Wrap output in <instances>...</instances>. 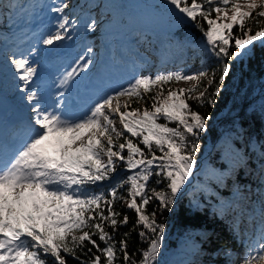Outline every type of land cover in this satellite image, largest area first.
<instances>
[{
  "label": "snow or ice",
  "instance_id": "1",
  "mask_svg": "<svg viewBox=\"0 0 264 264\" xmlns=\"http://www.w3.org/2000/svg\"><path fill=\"white\" fill-rule=\"evenodd\" d=\"M167 3L197 22L207 46L222 61L250 55L254 42L264 45V28L251 34L248 27L250 23L262 22L264 0H167ZM66 7L63 4L52 11L61 12ZM198 18L207 24L206 29ZM67 23L64 17L59 28L66 32ZM94 25L95 21L87 26L88 30ZM235 28L240 29V36L234 35ZM63 38L57 31L43 43L52 45ZM233 40L235 51L230 52ZM10 60L22 82L20 90L26 91L25 99L33 104L34 116L27 139L10 160L0 165V264H47L46 257H51L54 264H67L66 256L79 260L80 264H116L117 247L107 228L115 231L129 222L127 215L119 219L121 214L114 209L117 200L134 210L133 228H142L138 235L148 242L140 250L138 264H158L165 225L156 221V211L149 213L147 206L153 200L158 201L161 209L174 206L196 163L199 145L195 138L206 129V117L193 111L188 101L194 100L201 106L205 102L214 104L231 65L222 63L218 81L215 72L209 76L205 70L194 74L173 71L155 76L137 75L126 86L96 101L83 116L69 119L59 111L61 104L47 108L38 92L28 88L36 73L28 59ZM90 63L91 60L84 63L80 71ZM76 75V68L68 71L61 85ZM179 81L193 83L188 88H168L165 94V85ZM213 85L214 91L209 94ZM150 93L155 94L149 96ZM149 99L150 108L132 107L134 102ZM189 138H193L191 144ZM117 161L130 174L107 193L93 191L91 186L111 179ZM153 175L167 181L166 190L153 188L149 195L148 182ZM162 180L157 179L156 183ZM125 186L127 195H119L118 189ZM128 235L124 233L125 237ZM94 237L105 246L101 248ZM258 241L256 254L247 253L241 264H264V226L259 230ZM119 243L123 264H137L127 251V241L122 239ZM86 244L92 246L88 253L95 248L100 254L80 260L77 251Z\"/></svg>",
  "mask_w": 264,
  "mask_h": 264
},
{
  "label": "trees",
  "instance_id": "2",
  "mask_svg": "<svg viewBox=\"0 0 264 264\" xmlns=\"http://www.w3.org/2000/svg\"><path fill=\"white\" fill-rule=\"evenodd\" d=\"M110 1L104 0L99 9L101 13L108 14L102 26L97 25L100 32H110L114 27L123 30L127 25L140 23L141 33L145 37L165 35L180 39L186 44L188 55L185 60L168 61L165 54L157 59L161 73H186L188 65L191 64L204 67L209 76L215 72L218 81L222 63L231 65V71L222 85L221 92L214 98V104L208 105L205 102L201 106L194 100L188 101L193 111L206 117V129L195 138L199 148L193 168L194 183L189 189L185 186L181 189L173 207L161 209L158 201L153 200L147 206V211L151 213L155 210L156 221L165 225L158 264H241L245 257L243 252L256 254L255 243L260 228L264 226V45L259 41L254 42L250 55L237 60L222 61L207 46L206 38L196 27L197 22L183 16L174 6L168 4L167 0H133L136 6H131L128 14L121 17L116 10L109 8ZM80 7L90 10L91 6L79 1L69 3L65 10L73 12ZM9 8V0H0V41L6 39L5 35L9 33ZM215 16L216 14L212 13V18ZM261 20L260 24L248 25L251 34L264 28V18ZM198 21L207 28L204 21L199 18ZM247 30L248 28L245 29ZM233 32L235 36L241 35L239 28H235ZM137 43L139 42L133 40L124 46L123 55L138 52ZM231 43L233 46L229 51L233 52L234 40ZM6 46H10L9 39ZM2 51L5 54V50ZM3 56L4 60L0 62L1 70L4 74L14 73L10 58L18 57L16 54ZM205 81L202 83L206 86ZM175 83L177 82L171 83V88ZM214 87L215 85L209 88V94L214 91ZM209 98L212 97L209 95ZM143 102H134L132 107L139 108ZM160 122L164 123L162 119ZM169 126L175 127V124ZM192 142L193 138H189V144ZM124 154L126 155V151ZM159 154L157 152V155ZM129 174L123 172L115 181L109 179L107 183L106 180L99 182L98 185L91 186L92 190L107 193L110 187ZM157 179L162 180L155 175L150 178L149 195L153 188L157 191L166 190L167 181L162 180L157 184ZM126 187L118 189V194L126 196ZM114 209L121 214L119 219L124 215L129 217L127 225H119L115 231L107 228L117 247V259L123 264L119 242L125 239L130 257L138 264L141 258L140 250L146 248L148 243L138 235L143 229L133 228L135 212L127 209L123 201L117 200ZM124 233L129 235L125 237ZM94 239H97L101 248L105 246L98 237ZM91 247L86 244L82 250L77 251L80 260H87L92 254H100L95 248H92V253H88L87 250ZM46 259L47 264H54L51 257ZM66 260L67 264H80L79 260L71 256H66Z\"/></svg>",
  "mask_w": 264,
  "mask_h": 264
},
{
  "label": "rangeland",
  "instance_id": "3",
  "mask_svg": "<svg viewBox=\"0 0 264 264\" xmlns=\"http://www.w3.org/2000/svg\"><path fill=\"white\" fill-rule=\"evenodd\" d=\"M73 1L77 0H64L65 4L66 3H72ZM87 2L90 4V10L88 9H81V7L78 9V11L75 13V15L68 14L66 17L68 19V28L71 29L72 35L70 36V40L75 43V49H77L75 52H79V48L81 49L82 52H85V49L91 48L92 51L96 52V57H95V62H91L89 64V67L83 71H80L82 67L77 68L78 75L74 76L71 80L72 82L69 84V87L71 85H76L77 82L83 81L85 83H96V82H101L103 80L104 75L106 72L109 73L107 68H104L102 70H97L98 77L96 78L95 81H89L88 78L91 77V73H88L91 71V69L94 67V63L97 65L96 62H98V57L99 53H105L108 52L106 55V58L109 56H112L113 53L114 55L116 54V43H115V38L117 36L119 37H127L128 32L126 30L128 29H133L134 28V33L131 35V39L128 42L129 44L133 41L136 40L139 43H137V48L138 52H134L131 58L125 59L123 64H118L115 65V70L112 71L113 74L110 76L113 78L114 76H119L121 79L127 84L129 83L128 80L132 79L137 76V75H144V76H155L157 73H161L159 69V60L158 58L161 57L162 54H165L167 57L168 61H176L180 62L181 60H185L184 58L188 55V51L186 48V44L181 41L180 39L174 38V37H169L165 35H153L151 37H145L142 32L141 24L137 23L131 26L126 27L125 29H121L120 27H114L112 32H106V33H101L99 31V27L97 25H102V23L105 22L107 19V13H101L99 9L101 8V5L103 4L104 0H81V2ZM108 4H110V9L116 10L118 12V16L121 17L122 15L128 14L130 9L132 8L131 6H136L135 3H133V0H111ZM64 9V8H63ZM92 11V13H90ZM79 13V16H76ZM230 14V13H229ZM23 16L27 17L28 16V10H26L23 13ZM23 18V17H22ZM16 21L18 19L16 18ZM22 23H24L23 20H19ZM95 21V25L93 28L89 31L88 30V25L92 24V22ZM118 28V29H117ZM97 30V31H96ZM17 33L18 31L14 30L12 31V34L10 35L11 39H14L13 37L17 38ZM15 40V39H14ZM13 44V43H11ZM128 44V45H129ZM2 47L5 46L4 42H1ZM132 48V47H129ZM159 49L158 51L156 50ZM115 50V52H114ZM13 51V50H12ZM133 52V51H132ZM144 52H149L148 54H144ZM10 53V52H8ZM13 53V52H12ZM138 53V54H137ZM132 53H130L131 55ZM134 54H137V57L139 58L137 62V58L134 56ZM85 57V54H84ZM155 57V58H154ZM0 60H4L3 56L0 55ZM89 60V58H88ZM201 70L206 69L204 67H196L191 64L188 65V70L186 74H194L198 73ZM83 72H85L86 78L83 77ZM208 72V71H207ZM0 70V75L2 76L7 90H10L12 88L11 94L12 96L16 95V86H17V80L14 78L10 77L9 75H2ZM64 77H62L61 80H63ZM77 81V82H76ZM76 82V84H74ZM204 82V81H202ZM193 82H186V81H179L174 84L172 88H188L191 86ZM205 83H207L205 81ZM119 84V82H117ZM171 84H168L167 87L165 88V94L168 88H171ZM80 87H83L84 85L82 83L79 84ZM114 87L113 83L106 85L104 88L107 89H112ZM120 86H117L115 89H112L111 92H114L115 90H118ZM107 93V94H109ZM154 95L155 93H151ZM194 93L193 95H195ZM106 94H103L102 96L104 97ZM17 96V95H16ZM150 96V95H149ZM19 99V97H18ZM126 98H121L123 101ZM25 102H28L27 100ZM24 102V103H25ZM29 103V102H28ZM151 100H146L143 103L139 105V108L142 110L144 107H151ZM117 119V126L119 127L118 124V117ZM123 142V140L121 141ZM120 169V170H118ZM125 169V166L120 162L117 161V167L116 171H119L120 174L123 172H127ZM116 173V172H115ZM115 173H113L111 176L115 177ZM119 174V175H120ZM118 175V176H119ZM263 189V188H262ZM264 192V190L262 191ZM243 255H246L245 252H243ZM116 264H121L119 263L118 259L116 261Z\"/></svg>",
  "mask_w": 264,
  "mask_h": 264
},
{
  "label": "bare ground",
  "instance_id": "4",
  "mask_svg": "<svg viewBox=\"0 0 264 264\" xmlns=\"http://www.w3.org/2000/svg\"><path fill=\"white\" fill-rule=\"evenodd\" d=\"M88 52H89V51H88ZM89 55H90V56H89V60L93 61V60H94V53L89 52ZM102 67H104V65L101 66V68H102ZM60 85H61V84H60ZM83 88H84L85 91H88V90L91 89V87H88V86H84ZM107 91H108V89H106V88H103L102 90L97 89V90H96V93H98V95L101 96V95L105 94Z\"/></svg>",
  "mask_w": 264,
  "mask_h": 264
}]
</instances>
